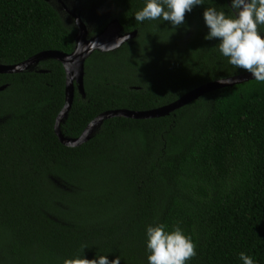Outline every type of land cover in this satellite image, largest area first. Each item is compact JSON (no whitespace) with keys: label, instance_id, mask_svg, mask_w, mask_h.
I'll list each match as a JSON object with an SVG mask.
<instances>
[{"label":"trees","instance_id":"16d2710c","mask_svg":"<svg viewBox=\"0 0 264 264\" xmlns=\"http://www.w3.org/2000/svg\"><path fill=\"white\" fill-rule=\"evenodd\" d=\"M88 37L117 19L137 34L84 64V93L60 125L78 138L101 113L150 111L190 91L248 73L205 40V0L175 30L138 23L145 0H63ZM69 7V5H67ZM55 0H0V64L45 51L70 54L76 27ZM71 9V7H69ZM264 35V27L259 29ZM0 264H63L74 257L147 264L146 227L179 225L196 244L189 264H264V83L218 89L167 116L103 121L87 142L63 146L54 133L65 103L55 60L0 74ZM86 246V247H82Z\"/></svg>","mask_w":264,"mask_h":264},{"label":"clouds","instance_id":"9594fccd","mask_svg":"<svg viewBox=\"0 0 264 264\" xmlns=\"http://www.w3.org/2000/svg\"><path fill=\"white\" fill-rule=\"evenodd\" d=\"M205 0H145L144 7L137 11L134 19L138 23L162 19L172 29L185 23V14L195 7L203 6ZM229 11L207 7L203 12L208 29L205 40H217V51L236 70L243 69L253 80L264 83V0H230ZM220 78L219 82L224 83ZM147 264H189L196 255V244L190 235H185L177 224L172 230L167 225L147 226L145 230ZM86 247V246H82ZM242 264H257L245 252L239 253ZM63 264H121L120 257L109 260L100 255L92 260L80 257L64 259Z\"/></svg>","mask_w":264,"mask_h":264},{"label":"water","instance_id":"95a60500","mask_svg":"<svg viewBox=\"0 0 264 264\" xmlns=\"http://www.w3.org/2000/svg\"><path fill=\"white\" fill-rule=\"evenodd\" d=\"M48 2V0H44ZM59 7L58 9L72 17L76 27L75 45L70 54H65L59 51H45L38 53L27 60L15 64V65H2L0 64V74H18L24 71L32 70L41 61L55 60L59 62L65 72V103L57 115L54 125V133L57 136L59 142L68 148H76L83 143L87 142L92 133L98 129V127L105 120L111 118H126L133 120H145L161 118L169 115L173 111L180 109L188 103L195 101L199 97L206 93L223 89L227 87H233L235 85L243 84L249 81H253V77L250 73L226 78L224 83H220L219 80L202 85L175 102L163 106L158 109L150 111H129V110H111L99 114L82 132L78 138H66L62 135L60 125L67 116L68 111L73 103L74 86L76 85L78 93L84 97V64L94 51L99 52H112L120 48L123 44L133 39L137 32H122V28L117 19L111 20L107 26L98 34L93 37H88V28L85 22L82 20L80 12L77 11V7L72 3L71 9L66 6L63 0H55ZM67 5H70L69 3ZM4 87H0V91L4 90Z\"/></svg>","mask_w":264,"mask_h":264},{"label":"rangeland","instance_id":"374dc122","mask_svg":"<svg viewBox=\"0 0 264 264\" xmlns=\"http://www.w3.org/2000/svg\"><path fill=\"white\" fill-rule=\"evenodd\" d=\"M58 2V1H57ZM59 3V2H58ZM60 4V3H59ZM70 7L72 6V4L69 5Z\"/></svg>","mask_w":264,"mask_h":264}]
</instances>
